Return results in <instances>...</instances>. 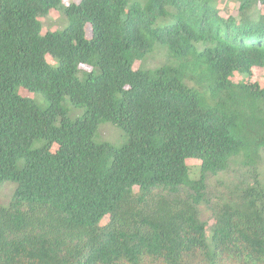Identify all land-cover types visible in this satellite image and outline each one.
Masks as SVG:
<instances>
[{
    "label": "trees",
    "instance_id": "obj_1",
    "mask_svg": "<svg viewBox=\"0 0 264 264\" xmlns=\"http://www.w3.org/2000/svg\"><path fill=\"white\" fill-rule=\"evenodd\" d=\"M63 1L0 0V264H264V0Z\"/></svg>",
    "mask_w": 264,
    "mask_h": 264
},
{
    "label": "rangeland",
    "instance_id": "obj_2",
    "mask_svg": "<svg viewBox=\"0 0 264 264\" xmlns=\"http://www.w3.org/2000/svg\"><path fill=\"white\" fill-rule=\"evenodd\" d=\"M76 1L77 0H64L62 5L73 3ZM44 21L46 23H45V26H44L42 32H45L47 29L57 30V29H60L62 27V24L60 22L61 20H60L59 11H53L47 19L45 18ZM263 75H264V69L254 68V70H253V81L260 80ZM239 79H240L239 77L235 76L234 78H232V81L237 83V81ZM20 93H22L24 95H30L28 93V91L25 89L23 90V88H22V90H20ZM29 97L34 98L35 96L31 95ZM39 103L46 105V103L43 101L39 102ZM70 112L71 113L74 112V107H72V106L70 107ZM79 114H81V112H79ZM127 139L128 138H127L125 132L121 128L114 126L109 122H102L98 126V131H97V135H96V142H98V143L107 141V142L113 143L117 147H120L127 142ZM12 188L14 191L15 184L12 182H6L0 186V202L2 204H6V202H8V199L10 198V196H12L11 195L12 194L11 193Z\"/></svg>",
    "mask_w": 264,
    "mask_h": 264
}]
</instances>
